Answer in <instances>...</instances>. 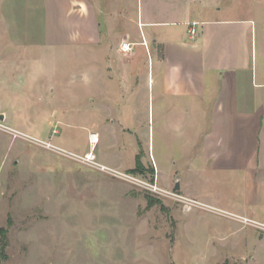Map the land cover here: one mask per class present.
<instances>
[{
	"label": "crops",
	"instance_id": "1",
	"mask_svg": "<svg viewBox=\"0 0 264 264\" xmlns=\"http://www.w3.org/2000/svg\"><path fill=\"white\" fill-rule=\"evenodd\" d=\"M248 1L254 0H44L45 33L47 41L51 38L80 66H88L73 76L86 86L92 83L86 89L94 101L86 107L100 114L99 126L109 137L101 139L91 131L103 145L95 155L100 164L131 172L139 159L145 169L154 170L162 188L179 185L177 193L196 204L190 212L201 208L257 222L264 204V25L245 13L252 9ZM123 43L131 51L123 53ZM10 51L0 44V92L12 95L9 102L0 97L2 121L7 113L1 108H34L27 96L13 99L14 89L20 88L9 83L6 72L27 65V73L14 76L31 81L35 59L28 54L15 59ZM68 80H36L21 89L28 96L46 90L47 108H64L73 89ZM50 125L51 134L59 135L57 126L63 122ZM143 139L150 168L142 155ZM129 149L132 156L127 158ZM210 173L226 175V190L237 177L246 185L244 199L230 206L236 212L220 206V194L203 190L212 181ZM243 227L236 231L247 229ZM252 236L258 245L245 254L252 257L246 264H264V235Z\"/></svg>",
	"mask_w": 264,
	"mask_h": 264
},
{
	"label": "rangeland",
	"instance_id": "2",
	"mask_svg": "<svg viewBox=\"0 0 264 264\" xmlns=\"http://www.w3.org/2000/svg\"><path fill=\"white\" fill-rule=\"evenodd\" d=\"M245 3L252 4V9L245 13L254 15L264 25V0ZM45 23L44 0H0V44L11 50L9 57L23 60L28 54L35 59L30 66L34 75L31 81L22 77L16 81L14 76L27 73V65L6 72L9 83L20 88L14 89L13 99L27 96L29 106L34 108H1L7 118L0 122L32 139L83 155L89 150L86 139L89 132L95 131L101 139L109 137L99 126L100 114L94 107H86L91 99L94 101V97L87 96L86 89L91 90L92 83L86 86L82 78L73 76L80 75L78 72L88 66H80L78 59L69 57L63 47L51 44V38L48 43ZM68 67L73 70L71 74ZM152 72L156 75L150 67ZM49 78L69 79L73 89L69 103L66 97V107L47 108L51 101L46 90H33L28 96L21 89L36 80L48 84ZM10 96L0 92L4 102H9ZM141 111L146 117L142 106ZM58 119L63 122V126H57L59 135L51 134L50 124ZM159 130L155 125L156 133ZM166 140L172 145L170 136ZM146 142L142 140L141 149L150 168ZM154 145L156 149L157 138ZM100 147L103 145L97 144L95 155ZM125 155L132 156L130 149ZM151 170L152 173L147 169L126 173L146 182L156 181L162 188ZM225 176L212 174V181L203 190L220 194V206L236 212L230 206L240 203L241 197L244 199L242 188L246 185L240 184L237 177V182L226 185V190ZM247 186L252 191V185ZM162 189L174 192L173 188ZM233 189H239L238 194ZM176 194L188 202L151 194L62 153L0 131V232L4 231L6 243L2 251L0 233V264H246L252 260L245 254L258 244L250 236L253 232L262 236L264 231L249 226H244L245 231H236L241 224L235 222L237 216L227 213H209L201 208L190 212L194 202L179 192ZM255 219L264 224V204ZM244 236L251 240H244Z\"/></svg>",
	"mask_w": 264,
	"mask_h": 264
},
{
	"label": "built area",
	"instance_id": "3",
	"mask_svg": "<svg viewBox=\"0 0 264 264\" xmlns=\"http://www.w3.org/2000/svg\"><path fill=\"white\" fill-rule=\"evenodd\" d=\"M189 33H190V36H192V37H194L196 35V32L193 28H190ZM143 44L145 45L144 42H143ZM120 49L123 53L131 51L130 44H128V43H123L121 45ZM0 131L10 132L12 134L13 138L21 137L24 140L31 141L34 144L39 145V146H41L45 149H48L50 151L62 153L64 155H66L67 157H69V158H71V159L79 162L80 164H83V165H85L91 169H94L101 174H105V175L117 178L119 180H122L125 183H128L131 186L138 187V188L143 189V190H145L151 194H156V195L168 197V198H171L172 200H176V201L178 200L181 202L187 201L184 198L178 197L176 194L177 192H175V191L174 192H167L166 190L158 187L156 181H154L153 183L152 182H146L145 180H142V179L135 177L134 175H132V173L122 172L120 170L110 168V167H107L105 165L100 164L97 161L96 156L94 154V150H95L97 143H98V135L97 134H94V133L88 134V139H87L88 140V146H89L88 152H86L83 155H76V154H72V153H69L67 151L61 150L60 148H57L50 143L43 142L40 140H35V139H32L26 135L21 134L20 132L12 131V130L6 128L1 122H0ZM53 133H55V131H53ZM195 205L196 204L194 202L192 207ZM235 219L244 226H251V227L257 228L261 231H264V225L263 224L254 222V221H252L250 219H246V218H238L237 217Z\"/></svg>",
	"mask_w": 264,
	"mask_h": 264
},
{
	"label": "trees",
	"instance_id": "4",
	"mask_svg": "<svg viewBox=\"0 0 264 264\" xmlns=\"http://www.w3.org/2000/svg\"><path fill=\"white\" fill-rule=\"evenodd\" d=\"M145 168L142 166L140 163L139 159L136 160V165L135 168L131 171L132 173L134 172H144ZM147 171H150L152 173L153 171L151 169H147ZM152 202V201H151ZM152 204V203H151ZM150 205V204H149ZM1 233V232H0ZM6 243H5V236H4V231L1 233V250L3 251L5 249Z\"/></svg>",
	"mask_w": 264,
	"mask_h": 264
},
{
	"label": "water",
	"instance_id": "5",
	"mask_svg": "<svg viewBox=\"0 0 264 264\" xmlns=\"http://www.w3.org/2000/svg\"><path fill=\"white\" fill-rule=\"evenodd\" d=\"M2 116H0V121H2ZM174 190L177 192L179 190V185L176 184L175 187H174Z\"/></svg>",
	"mask_w": 264,
	"mask_h": 264
}]
</instances>
